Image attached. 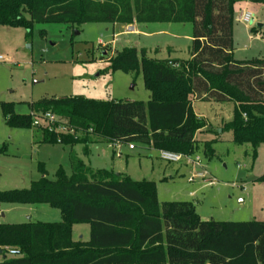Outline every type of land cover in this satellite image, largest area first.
I'll return each instance as SVG.
<instances>
[{"label": "trees", "instance_id": "1", "mask_svg": "<svg viewBox=\"0 0 264 264\" xmlns=\"http://www.w3.org/2000/svg\"><path fill=\"white\" fill-rule=\"evenodd\" d=\"M244 0H0V26L33 23H192V57L151 59L135 47L116 50L111 68L144 75L147 102L96 100L84 96L43 98L33 114L2 104L6 124L30 129L34 114L51 112L66 131L42 126L43 142L91 145L119 140L195 156L204 122L194 99L235 103L226 124L233 142L250 144L254 156L264 143V58L235 60L236 6ZM264 3V0H251ZM253 26L251 33H257ZM73 131V132H71ZM136 146V145H135ZM203 153L214 151L205 145ZM6 148L0 149V155ZM42 176L29 188L0 191V205L49 204L62 220L53 223L0 222L1 264H264V221L204 220L192 201L158 200L155 181L133 180L112 169H94L73 150L71 174L59 167L56 178ZM75 223H90L89 241L73 240ZM20 250L9 257L5 247Z\"/></svg>", "mask_w": 264, "mask_h": 264}, {"label": "rangeland", "instance_id": "2", "mask_svg": "<svg viewBox=\"0 0 264 264\" xmlns=\"http://www.w3.org/2000/svg\"><path fill=\"white\" fill-rule=\"evenodd\" d=\"M250 11L254 24L238 20L241 12ZM262 23L257 33L251 28ZM122 24L33 23L30 30L23 26H0V190L25 189L42 176L56 178L59 167L71 174V152L75 150L95 169H112L128 174L135 181L150 179L159 188L158 200H190L198 206L204 220L264 221V143L256 155L250 144L233 142L226 124L233 119L235 103L194 99V111L204 122L195 140L202 165L193 166L184 159L170 163L160 158V150L131 143L115 149L113 143L100 142L91 146L85 157L83 144L74 146L43 142L42 126L30 129L11 128L2 110L4 102L15 103V112L33 114L31 104L43 98L84 96L96 100H149L144 75L111 68L110 57L116 50L128 47L146 51L151 59H181L192 57V23L137 24L136 32ZM235 60L264 58V3L244 0L236 7L233 26ZM104 44V45H103ZM205 145L214 156L207 157ZM195 175L193 182L188 179ZM203 176L212 179L204 182ZM194 193L193 197L189 192ZM5 214L0 222L53 223L62 220L61 211L49 204H1ZM73 240L89 241L90 223H75Z\"/></svg>", "mask_w": 264, "mask_h": 264}, {"label": "built area", "instance_id": "3", "mask_svg": "<svg viewBox=\"0 0 264 264\" xmlns=\"http://www.w3.org/2000/svg\"><path fill=\"white\" fill-rule=\"evenodd\" d=\"M238 20L245 23V24H254V17L253 14L249 11H243L240 16L238 17ZM5 58L4 56L0 55V62L4 61ZM44 119L47 121V127L49 128L50 131L55 130V128L57 129V131H66L67 130V126H65V121L63 119H61L59 116L51 113V112H47L44 114H34V121H33V125L36 126H40V121L39 119ZM73 132V131H71ZM113 145L115 147V149H119L118 152L120 153V148L123 145V142L116 140L113 142ZM136 146L135 144L131 143L130 144V148L134 149ZM160 158L164 161L170 162V163H179L182 162L184 159L188 160L190 163H192V165L195 167L202 165V158L200 155H195V156H189L183 153H178V152H173V151H169V150H160ZM196 176L193 175L192 177H190L188 179V181L191 183L194 181V178ZM203 181L204 182H212V179H208L206 176H203ZM191 196H194V193L191 192L190 193ZM0 218H1V212H0ZM5 252L7 253V256L9 257H17L20 255V250L17 248H13V247H5L4 248ZM1 257V256H0ZM1 264V263H0Z\"/></svg>", "mask_w": 264, "mask_h": 264}, {"label": "crops", "instance_id": "4", "mask_svg": "<svg viewBox=\"0 0 264 264\" xmlns=\"http://www.w3.org/2000/svg\"><path fill=\"white\" fill-rule=\"evenodd\" d=\"M251 1V0H250ZM243 2V1H242ZM242 2H240L239 4H241ZM239 4H237V6L239 5ZM236 6V7H237ZM250 12V11H249ZM242 13V12H241ZM136 25H137V23L136 24H134V25H131V27L130 28H134V30L135 31H132V32H136L137 31V29H136ZM263 25H262V23H259V24H257V27L259 28V27H262ZM127 26L125 25V28H126ZM104 45V44H103ZM199 100V99H198ZM193 106H194V103H193ZM197 115V114H196ZM198 116V115H197ZM199 117V116H198ZM200 118V117H199ZM97 144V143H96ZM92 146V145H91ZM90 149H91V147H90ZM75 151V150H74ZM91 154V153H90ZM87 164H89V163H87ZM90 165V164H89ZM91 166V165H90ZM95 169V168H94ZM1 191V190H0ZM192 191H190L189 192V196L190 197H193V196H191L190 195V193H191ZM158 194H159V188H158ZM185 201H190V200H185ZM1 206L2 205H0V212H1V218H0V220L2 219V217H5V214H4V212L2 211V209H1ZM197 206V205H196ZM197 211H198V206H197ZM198 213H199V211H198ZM29 221L30 220H32V217H29V219H28ZM28 221V222H29ZM23 223V222H22ZM1 258V257H0Z\"/></svg>", "mask_w": 264, "mask_h": 264}]
</instances>
